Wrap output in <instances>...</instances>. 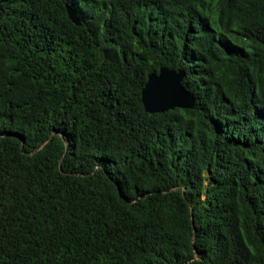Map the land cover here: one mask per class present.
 <instances>
[{
  "label": "trees",
  "instance_id": "obj_1",
  "mask_svg": "<svg viewBox=\"0 0 264 264\" xmlns=\"http://www.w3.org/2000/svg\"><path fill=\"white\" fill-rule=\"evenodd\" d=\"M0 264H264V0H0Z\"/></svg>",
  "mask_w": 264,
  "mask_h": 264
},
{
  "label": "water",
  "instance_id": "obj_2",
  "mask_svg": "<svg viewBox=\"0 0 264 264\" xmlns=\"http://www.w3.org/2000/svg\"><path fill=\"white\" fill-rule=\"evenodd\" d=\"M66 12L72 23L80 25L75 11L67 8ZM182 78V72L167 68H161L157 74H149L141 91V102L144 111L148 114H156L175 108H191L194 104V98L181 85Z\"/></svg>",
  "mask_w": 264,
  "mask_h": 264
}]
</instances>
